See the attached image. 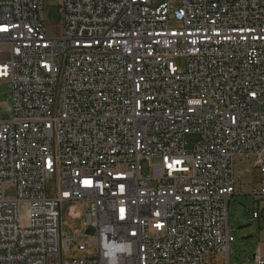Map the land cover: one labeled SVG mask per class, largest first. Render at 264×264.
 Returning <instances> with one entry per match:
<instances>
[{
    "label": "built area",
    "instance_id": "obj_1",
    "mask_svg": "<svg viewBox=\"0 0 264 264\" xmlns=\"http://www.w3.org/2000/svg\"><path fill=\"white\" fill-rule=\"evenodd\" d=\"M45 1L0 0V264H229L231 196L264 199V0H56L58 37Z\"/></svg>",
    "mask_w": 264,
    "mask_h": 264
},
{
    "label": "rangeland",
    "instance_id": "obj_2",
    "mask_svg": "<svg viewBox=\"0 0 264 264\" xmlns=\"http://www.w3.org/2000/svg\"><path fill=\"white\" fill-rule=\"evenodd\" d=\"M44 22L47 34L52 37H58L62 31V18L58 12V2L56 0H46L44 3ZM9 85L0 82V118L11 117L10 113L4 111V105L9 101L8 93ZM250 164H236L235 166V181L236 190L239 192L249 193L253 189L259 188V180L257 170H253ZM49 188L53 187V178L49 179ZM242 195L234 194L229 200L228 226L234 241L231 245V252L229 253V264H253V255L258 246L264 250V199L258 196L254 197L248 194L247 200L250 204H242L241 212L235 210L240 203ZM74 208L80 213V217L71 218L69 210ZM253 212L259 214L258 218L253 217ZM21 213L23 211L21 210ZM240 214L237 217V214ZM239 219L245 222H240ZM84 220V211L81 209L79 203L74 201L64 202L62 211V227L63 232L66 233V239L70 240L68 249H64L62 257L69 258L73 251L75 243L79 239L74 238V230L82 229V222ZM91 235L94 230L90 228ZM89 248H91L89 246ZM212 258L208 259V264H212Z\"/></svg>",
    "mask_w": 264,
    "mask_h": 264
},
{
    "label": "water",
    "instance_id": "obj_3",
    "mask_svg": "<svg viewBox=\"0 0 264 264\" xmlns=\"http://www.w3.org/2000/svg\"><path fill=\"white\" fill-rule=\"evenodd\" d=\"M4 110H5V111H8V110H9V105H8V104L5 106ZM240 203H241V204H250V201L247 200V197H246V196H242L241 199H240ZM241 204H240L238 207L235 208L236 211L241 212V210H242V206H241ZM239 215H240V214L238 213V214H237V217H238ZM239 221H240V222H243V223L245 222V221L242 220V219H239Z\"/></svg>",
    "mask_w": 264,
    "mask_h": 264
},
{
    "label": "flooded vegetation",
    "instance_id": "obj_4",
    "mask_svg": "<svg viewBox=\"0 0 264 264\" xmlns=\"http://www.w3.org/2000/svg\"><path fill=\"white\" fill-rule=\"evenodd\" d=\"M242 205V204H241ZM243 206V205H242Z\"/></svg>",
    "mask_w": 264,
    "mask_h": 264
},
{
    "label": "snow or ice",
    "instance_id": "obj_5",
    "mask_svg": "<svg viewBox=\"0 0 264 264\" xmlns=\"http://www.w3.org/2000/svg\"><path fill=\"white\" fill-rule=\"evenodd\" d=\"M86 183H87V181H86Z\"/></svg>",
    "mask_w": 264,
    "mask_h": 264
}]
</instances>
